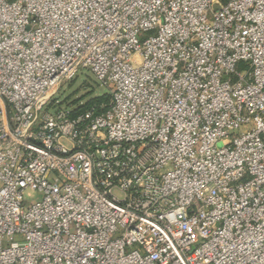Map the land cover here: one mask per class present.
Returning <instances> with one entry per match:
<instances>
[{
    "label": "built area",
    "instance_id": "built-area-1",
    "mask_svg": "<svg viewBox=\"0 0 264 264\" xmlns=\"http://www.w3.org/2000/svg\"><path fill=\"white\" fill-rule=\"evenodd\" d=\"M0 264H264V0H0Z\"/></svg>",
    "mask_w": 264,
    "mask_h": 264
},
{
    "label": "rangeland",
    "instance_id": "rangeland-1",
    "mask_svg": "<svg viewBox=\"0 0 264 264\" xmlns=\"http://www.w3.org/2000/svg\"><path fill=\"white\" fill-rule=\"evenodd\" d=\"M110 89L96 80L92 71L86 68H80L77 76L70 82L62 83L58 91L57 97L61 105L69 106L70 103L83 105L96 96L108 94ZM59 104L51 106V110H55ZM38 193L28 192L26 197L31 200L38 196ZM17 237H12L16 239Z\"/></svg>",
    "mask_w": 264,
    "mask_h": 264
},
{
    "label": "trees",
    "instance_id": "trees-1",
    "mask_svg": "<svg viewBox=\"0 0 264 264\" xmlns=\"http://www.w3.org/2000/svg\"><path fill=\"white\" fill-rule=\"evenodd\" d=\"M107 100H108L107 94L102 95V96H96L92 98L90 101H88L86 104L81 105V108H86L90 106L91 104H93L94 102H102V101H107Z\"/></svg>",
    "mask_w": 264,
    "mask_h": 264
}]
</instances>
